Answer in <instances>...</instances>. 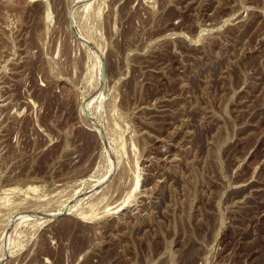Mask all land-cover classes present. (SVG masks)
<instances>
[{"label":"rangeland","instance_id":"1","mask_svg":"<svg viewBox=\"0 0 264 264\" xmlns=\"http://www.w3.org/2000/svg\"><path fill=\"white\" fill-rule=\"evenodd\" d=\"M0 264H264V0H0Z\"/></svg>","mask_w":264,"mask_h":264},{"label":"bare ground","instance_id":"2","mask_svg":"<svg viewBox=\"0 0 264 264\" xmlns=\"http://www.w3.org/2000/svg\"><path fill=\"white\" fill-rule=\"evenodd\" d=\"M123 204H124V203H123ZM124 205H125V204H124ZM123 207H124V206H120L119 208H117V211H118V210H121ZM115 208H116V207H115ZM56 214H58V212H54V213H53V215H56Z\"/></svg>","mask_w":264,"mask_h":264}]
</instances>
